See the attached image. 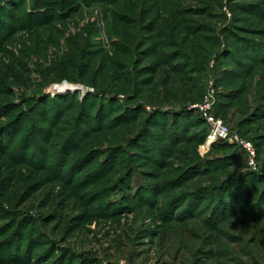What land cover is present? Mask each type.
I'll list each match as a JSON object with an SVG mask.
<instances>
[{
  "label": "rangeland",
  "instance_id": "1",
  "mask_svg": "<svg viewBox=\"0 0 264 264\" xmlns=\"http://www.w3.org/2000/svg\"><path fill=\"white\" fill-rule=\"evenodd\" d=\"M11 1L0 4V264H264V216L242 205L249 182L235 202L224 190L254 169L250 157L218 160L238 151L208 147L196 110L167 130L156 115L213 95L211 116L253 145L264 176V116L251 118L264 62L245 56L264 43V0H73L32 23L27 11L47 10ZM207 159L201 174L193 166ZM141 187L150 202L104 209ZM263 190L264 180L256 200ZM219 194L227 212L212 215Z\"/></svg>",
  "mask_w": 264,
  "mask_h": 264
},
{
  "label": "trees",
  "instance_id": "2",
  "mask_svg": "<svg viewBox=\"0 0 264 264\" xmlns=\"http://www.w3.org/2000/svg\"><path fill=\"white\" fill-rule=\"evenodd\" d=\"M4 0H0V4H2V2H3ZM14 1V2H13ZM18 1H21V0H18ZM18 1H16V0H12L11 2H13V4L14 3H16V5H17V2ZM78 1V0H77ZM76 1V2H77ZM83 2L84 3V1H85V4H90V0H80L79 2ZM25 0H23V4L22 5H25ZM33 3H35V4H33ZM32 3V5H30V7L31 6H35V5H38L39 7H41L42 6V8L43 9H45V10H47L46 12H41V13H34V12H31V14L27 11L26 12V16L28 17V18H30L28 21L30 22V23H32V22H34V19H39L38 17H45L46 19L48 18V15H51V17L53 16V11H52V9H53V7H55V9L56 8H60L61 10H65V11H73L74 9H76V7H79V6H76V5H73L74 3H73V0H34V2ZM19 5H21V4H19ZM21 5V6H22ZM78 5V4H77ZM73 6H74V8H73ZM13 7H14V5H13ZM20 7L19 6H17V8H16V10H18ZM35 11V10H34ZM3 24L2 23H0V27L2 26ZM240 39H242L241 40V42L243 43V45H244V47H245V49H247V41H245L241 36H238ZM3 38H4V36H3ZM239 39V40H240ZM254 42H256V44H258L257 46H259L260 47V51L259 52H256V53H249V51L247 50V52L245 53V56L246 57H248V58H250L251 59V62H253L252 63V65L253 64H255V63H260V62H264V43H260V41H254ZM251 48V47H250ZM231 55V54H230ZM231 56H235L234 54H232ZM249 68V67H248ZM248 68H246L245 69V71H248L249 69ZM227 72V71H226ZM229 72V71H228ZM233 73V74H232ZM233 76H238L237 75V73H234L233 71H231V72H229V73H224L223 74V78L225 77H227V78H231V77H233ZM238 92V93H237ZM241 90L240 89H237L236 91L235 90H232V91H227V92H224V93H221V97H223L224 99L225 98H227V97H231L232 95H238V96H240L241 94ZM106 102H107V104L110 106L111 105V103H112V101H109V99L108 100H106ZM221 106L223 107L224 106V104L223 103H221ZM164 108H169V109H173L174 107H164ZM259 108V107H258ZM256 109V111H254V112H252V116H251V118H253V117H255V116H264V113H261L260 114V112H264V104L262 105V107L260 108V109ZM39 110H40V108H39ZM104 110H106L105 109V107H101L100 109H99V111H98V113H97V115L96 116H98L99 115V113L102 111V113L104 112ZM259 110V111H258ZM108 111V110H107ZM106 111V112H107ZM109 111H111V110H109ZM175 111H177V110H175ZM179 111V110H178ZM195 110H187V109H184V110H182V111H180V112H170V111H168V110H166V109H157V113H156V115L158 116V118H160V119H162V120H164L166 123H161L160 124V128H163V127H165L166 128V130H167V128L169 129V127L170 128H174V127H176L175 125H176V123H178L179 121H184V115H187V116H189L190 115V117L191 118H193L194 116H196V115H198V116H196V117H199L200 119H201V115L197 112V111H195ZM59 111L58 110H56L55 111V113H54V116H55V118H57V116L59 115ZM188 113H189V115H188ZM191 113V114H190ZM194 113L196 114V115H194ZM83 114V113H82ZM105 114V113H104ZM256 114V115H255ZM80 118V117H79ZM79 118H78V120H79ZM177 119H179V120H177ZM161 120V121H162ZM202 121H203V118L201 119ZM81 122V121H80ZM80 122L79 121H76V124L74 125V128L73 129H75V128H79L80 127ZM169 126V127H168ZM164 128V129H165ZM18 129V128H17ZM13 131H15V129L13 128V127H11L10 129H9V132H10V134H13ZM143 131H144V129H142V130H140L138 133H137V136H135V139L137 138V139H142V135H143ZM175 131H176V128H175ZM205 132V131H204ZM43 137L45 138V137H47V133L46 132H44L43 134ZM206 135V137H205V139L207 138V135H208V133L207 134H205ZM77 136V135H76ZM76 136H72V137H70V140L68 141V142H66L63 146H62V149H64V147L65 146H71V144H72V142H75L74 140H75V137ZM79 136V135H78ZM4 136L3 135H1L0 134V140L2 141V138H3ZM72 146H74V143H73V145ZM213 148V150H217V151H228V150H233V149H237V153H233L231 156L230 155H226V156H222V157H218L217 159L218 160H224V159H226V158H230V157H232V158H234L235 157V159L236 160H240V159H244L245 160V158H246V161H247V155H246V153L242 150V149H240L239 147H237L236 145H230V144H228V143H215L213 146H212ZM21 148V147H20ZM35 148H36V153H34V155L32 154L31 156L32 157H30L31 158V160L33 161V162H42V157H41V155H40V153H38V152H40L42 149H40L37 145L35 146ZM62 149H60L59 150V157L61 158L62 157ZM20 150V149H19ZM19 150H18V154H19ZM110 151H112V150H109L108 152H110ZM92 153H96V152H92ZM161 154H162V152H160ZM91 154V153H90ZM161 154H159L160 156H161ZM241 154V155H240ZM39 155V157H38V159H36V156H38ZM118 155V152H115L114 154H113V156H111L110 157V159H108V158H106V161L104 162V163H106L107 161H110L109 162V164L111 165V164H114L115 163V156H117ZM63 156H64V154H63ZM245 157V158H244ZM87 158H89V157H87ZM64 160V159H63ZM87 160H90V159H86V161ZM219 162H221V161H218V162H216L217 164H219ZM210 163H212L213 164V162L212 161H208V159L207 160H205V161H203V162H198V163H196V164H194L195 166H193V167H197L198 168V170H200L201 171V174H204V173H207V172H209L210 171ZM215 163V164H216ZM60 164V162H58L57 163V161H55V167H54V170H58L59 169V165ZM106 166V165H105ZM204 172V173H203ZM132 174V173H131ZM262 174H263V171L261 172V171H259V170H254V169H249V171H248V173H246V174H242V175H238V176H235L234 178H232L230 181H228V184H230V186L229 187H227L226 189H224V187L227 185V183H225V184H223V185H219V186H217L216 187V189H220L221 190V188H223L224 190H226L225 191V194H227V196L228 197H230L231 196V198L233 199V201L235 202L236 201V199H238L239 197H240V195H243V193H244V191H245V187L243 186L244 184L246 185V183L247 182H249V187L247 188V190H246V194H245V196H246V198H245V201H244V203H242V205H247L246 207H247V209H248V207H251V205H253L252 203L253 202H255V207H256V209H255V212H256V215H257V217L259 216V217H263L264 216V190L262 191V193L259 195V197L257 198V200L255 199V195H256V191H257V189L261 186V184H262V182H263V180H264V176H262ZM130 177V176H129ZM239 177H242V180L241 181H238V179H239ZM263 177V178H262ZM262 178V179H261ZM120 181H122L121 183H119V187H122V184H123V187H126V179H125V181L122 179V180H120ZM238 181V182H237ZM234 182H235V184H234ZM237 182V183H236ZM231 184H233V185H231ZM152 188H149V189H146V187H141L140 189H138V191L135 193V194H133V195H130V194H128V195H126L125 197V200L123 201H121L120 202V200L119 201H108V202H105L104 203V209L106 210H109V211H112L113 212V210H115L114 212H117V210L119 211H122V210H126V209H133V208H135L136 206H138L139 204H140V200L142 199L143 200V197L145 196V193H147V196L148 197H146L145 198V201H149L150 202V200H151V195H152V193H150V190H151ZM222 189V190H223ZM155 190V189H154ZM201 189H199V190H194V191H192L191 193H190V196H191V199L193 200V198H197V197H199L200 195H201V191H200ZM222 190H221V192H222ZM254 190V191H253ZM144 191V193H142ZM123 192H125V190L123 191ZM255 192V193H254ZM125 193H127V192H125ZM202 193H205V192H202ZM104 197H105V195H104ZM215 198H219V202H217V204H218V206L214 209V211H213V213H212V215L213 214H216V213H218V214H223L224 212H227V209H226V211L225 210H222V208L224 207V205H226L225 204V202L223 201L224 200V195L222 194H219L217 197L215 196ZM148 202V203H149ZM194 202V201H193ZM192 202V203H193ZM249 203V204H248ZM250 205V206H249ZM228 207V206H227ZM187 210V209H186ZM231 210H235V209H232L231 208ZM252 210V209H251ZM254 210V209H253ZM212 215L210 216L211 218H209V219H211V221H213L214 222V218L212 217ZM224 218H225V215L223 216Z\"/></svg>",
  "mask_w": 264,
  "mask_h": 264
},
{
  "label": "built area",
  "instance_id": "3",
  "mask_svg": "<svg viewBox=\"0 0 264 264\" xmlns=\"http://www.w3.org/2000/svg\"><path fill=\"white\" fill-rule=\"evenodd\" d=\"M215 106V99L213 95H207L202 104L194 106L192 109L196 110L200 115H203L205 120L209 123V133L207 137L208 147L215 143H228L236 145L242 149L248 157H250V164L256 170L255 164V150L251 143L242 141L237 135L231 133L220 120H215L211 116L212 108Z\"/></svg>",
  "mask_w": 264,
  "mask_h": 264
},
{
  "label": "bare ground",
  "instance_id": "4",
  "mask_svg": "<svg viewBox=\"0 0 264 264\" xmlns=\"http://www.w3.org/2000/svg\"><path fill=\"white\" fill-rule=\"evenodd\" d=\"M66 86H68V85H66ZM66 86L62 87L61 89H65V88H66ZM68 92H70V91H68Z\"/></svg>",
  "mask_w": 264,
  "mask_h": 264
}]
</instances>
